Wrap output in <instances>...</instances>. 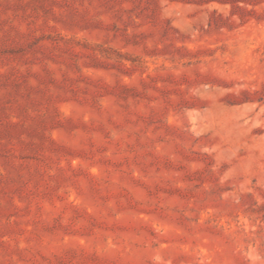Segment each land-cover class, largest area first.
Segmentation results:
<instances>
[{"label": "rangeland", "instance_id": "obj_1", "mask_svg": "<svg viewBox=\"0 0 264 264\" xmlns=\"http://www.w3.org/2000/svg\"><path fill=\"white\" fill-rule=\"evenodd\" d=\"M0 264H264V0H0Z\"/></svg>", "mask_w": 264, "mask_h": 264}]
</instances>
